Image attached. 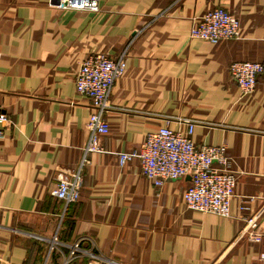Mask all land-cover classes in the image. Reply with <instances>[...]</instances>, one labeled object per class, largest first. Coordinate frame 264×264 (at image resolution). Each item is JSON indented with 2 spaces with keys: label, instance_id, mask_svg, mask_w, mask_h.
<instances>
[{
  "label": "crops",
  "instance_id": "0c3cea01",
  "mask_svg": "<svg viewBox=\"0 0 264 264\" xmlns=\"http://www.w3.org/2000/svg\"><path fill=\"white\" fill-rule=\"evenodd\" d=\"M217 7L239 20V37L191 40L192 23ZM126 47L104 115L106 152L89 155L80 198L66 207L51 193L77 166L92 113L75 75L87 56L116 58ZM237 62L264 66V0H100L96 13L0 0L9 121L0 137V264H62L78 240L71 264H257L264 237L251 243L244 228L248 217L264 218V71L242 96L229 75ZM186 120L197 123V147L226 149L237 179L227 218L187 208V177L156 187L138 160L118 165L114 153L166 125L185 132Z\"/></svg>",
  "mask_w": 264,
  "mask_h": 264
},
{
  "label": "built area",
  "instance_id": "2783aa9c",
  "mask_svg": "<svg viewBox=\"0 0 264 264\" xmlns=\"http://www.w3.org/2000/svg\"><path fill=\"white\" fill-rule=\"evenodd\" d=\"M51 7L61 10L99 11L100 0H48ZM240 34L239 20L227 10L217 7L194 21L188 37L211 45L223 40L237 39ZM127 47L116 57L101 54L87 56L81 63L74 80L76 94L88 99L92 113L89 116L88 137L82 148L80 160L72 171L60 173L52 196L67 207L80 198L82 172L91 154L106 151L100 139L108 132L104 119L110 110L109 97L115 82L126 71ZM264 66L255 62H237L229 66V75L242 96L251 94ZM181 122V121H180ZM9 121L0 106V137ZM185 132L175 131L168 125L146 135L138 148L128 152L114 153L120 167L138 160L144 177L154 186L160 187L168 180L189 177V186L183 193L188 209L204 214L227 218L234 196L236 176L229 169V159L224 146L197 147L192 136L197 125L195 121H183ZM264 218L250 216L245 221V233L249 242L260 244L264 237L261 230ZM55 240V239H54ZM81 240L68 246V256L62 264H71L81 252ZM53 249V248H52ZM51 249V250H52ZM257 264H264V251L257 255ZM86 264H99L89 260Z\"/></svg>",
  "mask_w": 264,
  "mask_h": 264
},
{
  "label": "water",
  "instance_id": "95a60500",
  "mask_svg": "<svg viewBox=\"0 0 264 264\" xmlns=\"http://www.w3.org/2000/svg\"><path fill=\"white\" fill-rule=\"evenodd\" d=\"M187 179L189 180V177H187Z\"/></svg>",
  "mask_w": 264,
  "mask_h": 264
}]
</instances>
